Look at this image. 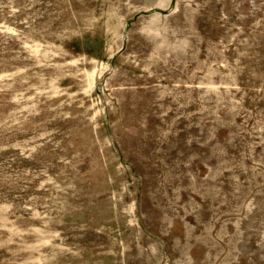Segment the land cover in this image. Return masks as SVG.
Here are the masks:
<instances>
[{
    "label": "rangeland",
    "instance_id": "1",
    "mask_svg": "<svg viewBox=\"0 0 264 264\" xmlns=\"http://www.w3.org/2000/svg\"><path fill=\"white\" fill-rule=\"evenodd\" d=\"M0 264H264V0H0Z\"/></svg>",
    "mask_w": 264,
    "mask_h": 264
}]
</instances>
